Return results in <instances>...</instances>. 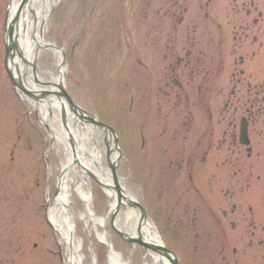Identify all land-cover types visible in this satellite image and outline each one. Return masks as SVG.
Masks as SVG:
<instances>
[{
	"label": "flooded vegetation",
	"instance_id": "1",
	"mask_svg": "<svg viewBox=\"0 0 264 264\" xmlns=\"http://www.w3.org/2000/svg\"><path fill=\"white\" fill-rule=\"evenodd\" d=\"M143 1L130 75L147 84L130 110L145 106L149 124L130 138L167 248L178 264H264V0ZM166 105L168 134L155 132Z\"/></svg>",
	"mask_w": 264,
	"mask_h": 264
},
{
	"label": "rangeland",
	"instance_id": "2",
	"mask_svg": "<svg viewBox=\"0 0 264 264\" xmlns=\"http://www.w3.org/2000/svg\"><path fill=\"white\" fill-rule=\"evenodd\" d=\"M9 1L0 0V264H65V252L62 249L59 254L58 239L47 220L46 204L50 200L49 204L53 205L65 155L57 146L55 148L54 142L53 148L44 153L51 141L47 128L40 124L35 107L36 114L33 113L30 100L26 103L14 94L4 70L3 20ZM144 4L143 0H60L49 11L43 39L63 51L67 68L65 89L76 105L96 114L117 132L118 147L122 151L117 163L119 184L123 190L136 195L134 200L145 213L147 205L143 199L146 196L150 206L147 215L153 221L160 242L167 248L162 231L164 221L156 213L161 211L160 205L150 200L154 191L158 192V186L155 180L147 184L142 181L143 175L148 177L149 169L145 164L148 172L143 171L145 167L141 165L146 159L143 151H139V132L130 138L132 124L136 130L144 122L149 124V111L146 112L145 106L130 110L132 90H139L147 84L130 75V26L136 32L139 30L136 26L140 24L136 17L130 19V11L141 18ZM37 8L42 9V5ZM168 108L166 105L161 112L164 120L157 124L155 132L168 134L166 119L173 120L174 117ZM157 115L154 112L151 119ZM186 135L188 143L189 131L182 127L179 135L182 140L177 138V142L183 143ZM99 140L104 153L103 138L99 136ZM68 144L72 147L70 141ZM111 155L118 156L114 151ZM103 162L106 169L105 155ZM76 168L81 171L79 166ZM46 173L50 187L47 190ZM128 177L137 180V184H131ZM89 182L92 210L96 216L105 218L110 198L94 180L90 178ZM138 186L140 191L136 189ZM72 201L76 212L82 204L73 189ZM166 204L167 201L163 206ZM137 214L140 216L139 212ZM75 233L81 239V253L86 263L93 254L95 264H108V249L104 243L87 232L78 221ZM108 233L109 245L122 261L142 264L145 252L141 247L125 243L109 223Z\"/></svg>",
	"mask_w": 264,
	"mask_h": 264
},
{
	"label": "bare ground",
	"instance_id": "3",
	"mask_svg": "<svg viewBox=\"0 0 264 264\" xmlns=\"http://www.w3.org/2000/svg\"><path fill=\"white\" fill-rule=\"evenodd\" d=\"M59 1L12 0L9 6V20H12L14 24L13 37L16 40L20 55L16 59L14 57L12 59V64L16 62L17 65L13 70H17L19 73L24 88L31 92L35 98H39L32 101L31 105L38 110L37 115L40 118V124L47 128L55 148L57 146L58 150L65 155L58 177L57 193L53 205L48 206V220L55 229L59 243L65 252V264H95L93 254L90 261L86 263L81 253V239L75 233L77 221L81 222L83 228L93 234L99 242L106 245L108 264H131L129 261H122L121 257L109 245L108 223L110 225L112 221L114 229L111 228L125 237H140L139 240L145 244L162 245V243L147 212L145 214L146 218H144L139 210L130 207V201H135L136 195L123 190L120 184L124 199L121 201L122 205L119 206L117 214L112 218L116 205V193L107 162L105 164L106 169L104 167L103 155H105L106 161L107 151L116 152L114 139L109 132L106 134V140H102V144L105 146L103 148L104 153H102L99 147V142H101L99 136L105 137L104 129L97 127L95 122L97 121L104 126L107 125L96 114L76 105L69 94L74 104L78 106L75 110H71L63 99H59L55 95L57 91H60L58 87L66 88L67 68L64 57L60 53L61 49L52 50V43L44 40L43 35L49 21V11ZM39 5H42V9L37 8ZM43 94L47 96L42 98ZM62 111L65 112L64 116H61ZM83 111L85 113L81 115L90 116V122L78 118ZM115 137L118 139L117 132ZM69 141H72V147L69 146ZM121 152L119 148V153ZM117 157L119 160L122 155L120 154ZM115 158L112 155L110 156L111 165H114ZM77 166L81 168L80 172L77 171ZM91 177L112 189L105 192L110 198L109 212L105 218L96 216L92 210L91 185L89 182ZM127 180L132 184L129 177ZM72 189L82 204V207L76 209V212L75 209L73 210ZM136 189L140 191L139 186ZM137 212L140 213V216ZM109 216L110 219H108ZM132 245L133 247L138 246ZM171 253L175 254L174 252ZM142 264L170 263L165 257H160L148 250L143 257Z\"/></svg>",
	"mask_w": 264,
	"mask_h": 264
},
{
	"label": "water",
	"instance_id": "4",
	"mask_svg": "<svg viewBox=\"0 0 264 264\" xmlns=\"http://www.w3.org/2000/svg\"><path fill=\"white\" fill-rule=\"evenodd\" d=\"M13 31H14V24L13 21H11L8 26L6 27V36L8 39V43L6 44V55H5V61L7 64V60L10 61V66L6 65V71L7 74L13 84V86H15L22 94H24L28 99L32 100V101H36L38 100L37 98H35V96L29 92L28 90H26L24 88V86L22 85L21 82V77L19 76V73L17 72V70H13V68L15 69V67H17V65L15 63L12 64V59L13 57L15 58V56H20L19 55V51H18V47L16 45V40L13 37ZM52 50H57L58 48H56L54 45L51 47ZM61 55L63 56V52L60 50ZM57 93H55L56 97L59 99H63L65 101V103L69 106V108L71 110H75L78 108V106H76L74 104V102L72 101V99L70 98V96L68 95V93L66 92L65 89H63L62 87H58ZM45 96H47L46 94H43L41 97L44 98ZM49 96V93H48ZM74 113V112H73ZM80 113V112H79ZM85 113V111L80 113V117H78L80 120L82 121H86V122H90L89 119H91L90 116L86 117V116H82L81 114ZM77 114V113H74ZM65 112L62 111L61 116H64ZM97 127L103 128L104 129V140H106V134L109 132L110 135L113 137L114 139V149L116 150L117 154H119L118 156H120L121 153H119V148H118V139L115 137V131L108 127V126H104L103 124L99 123V122H95ZM107 127V128H106ZM70 144L72 146V141H70ZM110 156H111V151H107L106 152V162L108 163V168H109V173L112 179V184L114 185V190L116 193V205H115V211L113 213L112 218L117 214L118 208L120 205H122V200L124 199L123 196V191L119 186V182H118V176L116 173V169H117V163H118V157L115 158V162L113 163L114 165H111V160H110ZM93 180L96 181V183L103 189V190H112L110 187H106L104 186L102 183H100L97 179H95L94 177H91ZM130 207L134 210H139V212L141 213V216H143L144 218H146L145 213L143 208L135 201H130ZM111 227L112 226V221L110 222ZM114 229V228H113ZM112 229V230H113ZM117 235H119L122 240L125 243L128 244H135L140 246L143 251L145 253H147L148 250H151L153 253H155L156 255L160 256V257H165L166 259H168V262L170 264H177V259L174 256V254H172L168 249H166L163 245H154V244H145L143 243L140 239V237H128V236H124L122 234H120L119 232L113 230Z\"/></svg>",
	"mask_w": 264,
	"mask_h": 264
}]
</instances>
